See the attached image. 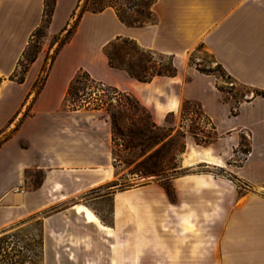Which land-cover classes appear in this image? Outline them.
I'll return each instance as SVG.
<instances>
[{"label":"crops","instance_id":"1","mask_svg":"<svg viewBox=\"0 0 264 264\" xmlns=\"http://www.w3.org/2000/svg\"><path fill=\"white\" fill-rule=\"evenodd\" d=\"M85 3L54 0L46 27L57 36L53 53L44 58L40 51L18 80L45 0H0V228L40 214L41 264H264V198L240 192L226 177L187 173L90 196L113 178L111 123L102 111L65 104L79 69L128 90L132 79L110 67L104 53L117 37L173 55L178 69L203 46L234 81L264 90V0H154L153 21L140 27L123 24L111 7L93 13ZM188 70L183 95L199 99L234 146L237 132L249 137V154L230 172L261 187L264 97L247 96L228 115L216 79ZM157 78L181 82L179 70ZM214 159L188 166H220ZM106 201L108 220L99 207Z\"/></svg>","mask_w":264,"mask_h":264},{"label":"rangeland","instance_id":"2","mask_svg":"<svg viewBox=\"0 0 264 264\" xmlns=\"http://www.w3.org/2000/svg\"><path fill=\"white\" fill-rule=\"evenodd\" d=\"M134 1L137 3L136 5H132ZM148 2L149 0H130L129 3L124 0H86L84 9H99L106 5H112L116 6L123 16L139 19L144 18L143 15H146V4ZM139 11L141 13H138ZM151 21H153V18ZM45 26L47 25L44 23L31 39L23 60L15 73L17 77L23 76L30 60L40 51H42L41 55L44 58L47 54L51 55L53 53L50 49L53 47L57 36L48 35ZM121 57L125 61H132L136 58V56L126 55L124 52ZM143 58L147 60L145 62L147 67H153L151 70L166 67L169 65V60H171L176 71L175 75L179 70L181 82H172L168 78H157L159 76L154 77V80H150L151 82H140L129 76L132 80L127 78L128 90L125 91L123 88L115 87L119 91V95L115 96L116 100L113 101V105H117L116 101L123 104L124 106H118L117 108L129 118L131 113L128 111L124 100V93L130 94L139 101L142 107L138 112V117L141 119L143 126L140 129H144L146 125L150 127V123H154L169 132L167 139H171V143L162 151V154L169 167L174 168L167 172L166 178L160 180H164L162 182L166 183L169 178L181 174L213 173L234 181L242 193L254 191L255 194L264 198V184L261 187L254 186L253 188L230 172V170L235 171L237 167L241 166L249 154L250 145L247 134L237 132L238 143L234 146L228 132L221 131L223 129L217 130L213 119L205 111L202 102L196 98H186L182 92L183 84L191 78L188 67H193L199 73L212 75L216 79L215 86L220 95L218 101L221 104L228 105V115L232 116L238 113V107L242 102L248 101L247 96H255V89L234 81L222 66L220 67L213 56L200 45L190 51L185 65L180 69L175 65L173 55L155 52L152 56L145 54ZM91 90L96 92L95 88ZM91 90L83 88L79 95L83 100L93 101L91 98L95 97L93 95L89 97L91 99H88V95L92 93ZM96 93L106 103L113 97L112 94L106 91ZM177 100V108H172L171 105ZM75 102L81 104V101ZM164 103L169 104L165 106ZM102 113L108 116L110 120L106 111L102 110ZM125 126L126 129L132 126L129 119H125ZM153 131L156 132V130ZM122 143L119 136H113L111 142L113 178L108 184L91 192L90 196L96 197L100 191H107L108 189L111 191L122 190L159 180L157 176L143 177L135 171L134 167L142 157L129 166L123 165L117 156L123 148L120 145ZM156 147H152L148 153ZM212 155L217 156L219 160L214 159V161L219 163L220 166L204 162L188 166L189 163L205 157L211 158ZM99 204L101 217L108 220V202ZM86 213L88 215L91 212ZM40 217V214L24 216L0 228V264H41ZM95 218L97 220L96 216Z\"/></svg>","mask_w":264,"mask_h":264},{"label":"trees","instance_id":"3","mask_svg":"<svg viewBox=\"0 0 264 264\" xmlns=\"http://www.w3.org/2000/svg\"><path fill=\"white\" fill-rule=\"evenodd\" d=\"M124 1L127 3L130 2V0ZM153 3L154 0H149V2L146 4V15H143L144 18L139 19H131L123 16L119 13V9L112 5H106L102 8L91 9L88 11L95 13L102 11L106 7H111L114 9L117 17L123 24L129 27H140L152 20L153 16L151 6ZM53 4L54 0H45L44 18L39 27L34 31L32 35L33 37L35 36V32L38 31L44 23L48 25ZM136 4L137 3L135 1L132 3V5ZM138 13H141V11ZM123 52L126 55L130 54L136 56L135 60H123L121 57ZM104 53L108 59L110 67L123 70L130 77L140 82H148L156 76H174L176 72L171 60H169L168 66L162 69L158 68L151 70L153 67H147L145 65L147 60L145 58L142 59V57L145 54L152 56L155 54V52L141 47L133 39L127 37H117L107 43L104 47ZM22 77H18L17 79L22 80ZM80 85H82V87H80ZM83 88L89 90L95 88L96 92L106 91L112 94L113 97H111L110 101L106 103L98 96L95 91L91 90L92 93L88 95V99L92 98L93 101L83 100L79 95V93L83 91ZM118 93L119 91L115 87L105 84L101 81H97L92 78L85 70L79 69L69 83L65 96V104L71 110L89 109L96 111H106L111 121L112 140L113 136L117 135L123 142L120 144L123 148L117 155L119 161H121L123 165L129 166L142 157L134 167L136 172H138L143 177L157 176V179L159 180L166 178L167 172L174 168L169 167L167 160L162 154V151L171 143V139H167L169 132L163 130L161 127L156 126L154 123H150V127L146 125L144 126V129H140V127H143L141 119L138 117V112L142 109L141 104L134 96L124 93V100L126 102L128 111L131 113L130 117L128 118L127 115H123L122 111L118 110L117 108L118 106H124L123 104L116 101L115 103H117V105H113V101L116 100L115 96L119 95ZM91 95L95 97H91ZM255 96L264 97V90L255 89ZM75 101H81V104H77ZM125 119H129L130 124L132 125L127 129L125 126ZM153 130H156V132ZM155 146L157 147L148 153V151H150V149Z\"/></svg>","mask_w":264,"mask_h":264},{"label":"bare ground","instance_id":"4","mask_svg":"<svg viewBox=\"0 0 264 264\" xmlns=\"http://www.w3.org/2000/svg\"><path fill=\"white\" fill-rule=\"evenodd\" d=\"M79 210H82V208L79 207ZM87 217H88L90 220H94V221L96 220L95 216H94L93 214H91V213H88Z\"/></svg>","mask_w":264,"mask_h":264}]
</instances>
